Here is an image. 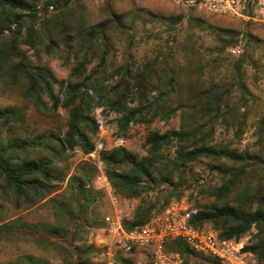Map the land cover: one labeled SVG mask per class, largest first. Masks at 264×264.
<instances>
[{"label":"trees","instance_id":"obj_1","mask_svg":"<svg viewBox=\"0 0 264 264\" xmlns=\"http://www.w3.org/2000/svg\"><path fill=\"white\" fill-rule=\"evenodd\" d=\"M87 2L0 0V88L17 89L42 114L60 108L69 113L63 134L51 131L2 139L1 129L21 122L22 114L17 107H0V197L14 200L17 206L24 204L28 210L42 206L52 212V220L0 222V239L52 248L61 255V264H94L93 258L103 248L89 243V237L107 228L95 190L99 169L85 161L68 178L56 167V160L77 150L84 156L94 153L99 124L93 113L109 108L120 116L123 131L132 124L169 123L178 115L181 121L178 129L150 132L143 158L122 146L100 152L115 193L123 199L141 200L131 219L124 222L127 231L140 229L154 218L157 203L145 200V195L170 188L162 207L165 211L173 197L184 196L176 178L191 164L207 159L221 176V184L206 191L213 201L198 205L191 224L197 229L211 227L225 242H240L255 229L254 240L244 251L264 262V199L256 210L250 205L252 195L264 191L263 91L261 87L260 95L253 91L264 80V54L257 58L264 48V27L251 20L242 29L216 16L179 9L162 18L172 25L187 18L186 36L174 42L169 38L166 47H148L139 58L133 35L136 16L125 11L119 0H104L101 14L94 17ZM245 13L252 17V5ZM208 30L216 35L218 45L205 46L200 34ZM241 37L245 52L237 59L226 58L227 49L238 46ZM123 43L128 48L120 55ZM43 55L71 65L70 77L59 80L42 63ZM247 67L255 73L249 75ZM225 68L230 74L224 76ZM56 86L63 97L56 93ZM251 126L260 150L232 147L241 144ZM221 129L233 133V141H220ZM172 149L174 155L168 154ZM30 151L42 152L30 158ZM65 182V191L59 193ZM166 249L180 254L187 264H222L216 257L191 251L179 239L169 240ZM12 264L50 263L26 254ZM122 264L137 263L122 260Z\"/></svg>","mask_w":264,"mask_h":264},{"label":"rangeland","instance_id":"obj_2","mask_svg":"<svg viewBox=\"0 0 264 264\" xmlns=\"http://www.w3.org/2000/svg\"><path fill=\"white\" fill-rule=\"evenodd\" d=\"M120 5L125 7V11L131 12L133 16H136L137 19V28L133 32L135 36V42L139 45V50L137 55L139 58L143 56L144 51L149 48L157 47L162 45L166 47L167 40L171 38L174 39H183L188 31L187 18L182 24L172 25L170 20L163 19L162 17H170L171 15L177 14L179 9H176L168 4L161 2H149V1H139V0H119ZM88 6L90 8L91 15L97 17L101 14V8L103 6L104 0H88ZM253 7V15L250 19L244 18H233V17H215L220 20H225L226 22L233 24L234 26H241L242 29L246 27L248 21H253L257 26H263L264 22L260 21L261 11L264 8V0H253L251 3ZM186 14L190 12H185ZM132 16V15H131ZM211 17L210 15H206ZM201 37L204 39L206 47H213L217 44V37L211 31L201 32ZM172 42V43H173ZM169 44V45H172ZM238 46H241L243 53L245 52L246 42L243 38H240ZM264 47V44H262ZM128 48L127 43L119 45L120 55L123 51ZM229 49V48H228ZM228 49L225 53V57L232 60L241 57H233L229 54ZM264 54V48L259 50L257 53V58ZM33 61L36 62V58H33ZM43 64L49 66L58 77L59 80L65 81L70 77L71 74V65H66L64 60L57 57H48L43 55ZM264 63V60H263ZM249 75H253L255 71L251 67H247ZM229 73L227 68L224 69L223 75ZM253 84V82H252ZM261 81L259 82V90L253 88V91L256 95H260ZM55 91L58 95L63 97L61 89L59 86L55 87ZM45 102L49 104L48 98L45 97ZM260 104L264 105L263 99L260 100ZM17 107L22 114L21 122L17 124H12L5 128L1 129L2 139L8 135L24 138L26 136L35 137L37 135L55 131L57 134H63L67 131L69 113L63 108H60L55 113L42 114L39 112L34 105L27 103L23 100L20 95V92L17 89H2L0 88V107ZM51 107V104L48 106ZM93 116L97 121L102 120L104 123L103 130L99 129V134L94 138V140L99 143H103L107 149L118 147L119 140L124 139L127 141L124 147L130 150L132 153L137 155L139 158H143L147 155L145 143L146 138L150 132L159 130L161 132H166L173 129H178L180 127V116L178 115L169 123L162 121H156L150 125L143 124H132L127 131H123L120 128L118 120L120 116L111 112L109 108L96 109L93 113ZM255 128L251 126L248 133L243 138L241 144L235 143L232 144V147H239L240 149H250L251 151H259L260 147L256 145L257 138L254 135ZM233 133L226 132L225 130H220L218 133V139L223 142L230 143L233 141ZM42 151H30L27 156L33 158L39 156ZM174 155L175 149L170 150L168 154ZM23 157V155H20ZM85 161H91L95 163L97 159L84 156L80 150L76 152H68L64 154L60 160H56V167L59 171L67 173L68 178L75 173L78 165ZM177 183H181L179 186V191L184 193L182 199L178 200L176 197H173L170 200V204L176 201H184L189 206L194 209H198V205H204L211 203L213 201L207 195V190L215 185L221 184V176L212 170V164L209 160L203 159L196 163L190 165V168L186 170L180 176L176 178ZM67 182L62 185V188L59 193H63L66 189ZM95 190L100 196L99 201V210L103 215H107L113 211V207L110 203L109 197L106 194L105 190L101 189L99 185L95 183ZM171 192V189L164 186L161 189L151 192L144 196V199L157 203V209L155 211V216L162 215V207L166 205L165 201L168 199V195ZM61 194H59L60 196ZM252 195V194H250ZM252 203L250 204L253 210H256L260 207V204L263 203L264 191H258L257 195H252ZM141 200H132L131 208L134 210L130 211V205L123 204L121 211L125 214L133 215L135 209L140 205ZM0 204L4 205V210L0 212V222L5 223L11 220H16L24 218L25 221L35 223L38 221L52 220L51 208L42 207L28 210L26 205L22 204L17 206L14 200H5V198L0 197ZM169 204V205H170ZM168 207V206H167ZM166 207V208H167ZM5 221V222H3ZM256 230L247 235L240 242L244 245L251 243L254 240ZM107 236L102 230H95L89 237V243H94L97 247H103L105 243L104 239ZM36 255L41 258L43 261H47L50 264H61V255L56 250L45 249L39 247L38 245L26 242L23 240H14L7 241L0 239V264H12L15 263L22 255ZM99 257L95 256L93 258L94 264H100L98 261Z\"/></svg>","mask_w":264,"mask_h":264},{"label":"built area","instance_id":"obj_3","mask_svg":"<svg viewBox=\"0 0 264 264\" xmlns=\"http://www.w3.org/2000/svg\"><path fill=\"white\" fill-rule=\"evenodd\" d=\"M161 2L176 9L195 10L200 13L216 17H233L250 19L246 15L253 0H139ZM264 22V8L261 11ZM228 52L233 57H239L243 50L241 46L230 47ZM264 102V80L261 83ZM99 129L103 130L102 120L97 121ZM126 140H119L118 147H124ZM107 148L103 143L97 144V149L88 157L97 159L95 164L99 169L96 184L105 190L109 197L113 211L105 215L107 228L104 231L107 239L102 253L98 256L100 264H122V260H135L137 264H187L184 258L173 252H168L166 243L179 239L185 242L191 251L218 258L222 264H264L252 254L244 251L245 245L235 240L222 241L219 233L211 227L197 229L191 220L198 210L184 201L171 203L162 215L154 217L144 227L127 231L124 222L131 219V215L121 211L123 204L130 205L131 201L118 196L112 188L106 174L105 164L100 160V152Z\"/></svg>","mask_w":264,"mask_h":264}]
</instances>
